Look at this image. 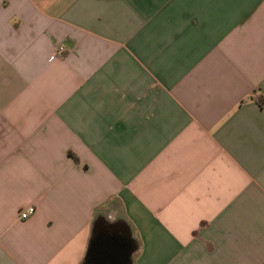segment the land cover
Listing matches in <instances>:
<instances>
[{"label":"crops","instance_id":"1","mask_svg":"<svg viewBox=\"0 0 264 264\" xmlns=\"http://www.w3.org/2000/svg\"><path fill=\"white\" fill-rule=\"evenodd\" d=\"M95 238L264 264V0H0V264Z\"/></svg>","mask_w":264,"mask_h":264},{"label":"water","instance_id":"2","mask_svg":"<svg viewBox=\"0 0 264 264\" xmlns=\"http://www.w3.org/2000/svg\"><path fill=\"white\" fill-rule=\"evenodd\" d=\"M131 254L124 238H95L85 264H131Z\"/></svg>","mask_w":264,"mask_h":264},{"label":"built area","instance_id":"3","mask_svg":"<svg viewBox=\"0 0 264 264\" xmlns=\"http://www.w3.org/2000/svg\"><path fill=\"white\" fill-rule=\"evenodd\" d=\"M65 51L64 47H59L58 54L61 55ZM36 213L35 207H30L27 210H24L20 213V219L21 220H28Z\"/></svg>","mask_w":264,"mask_h":264},{"label":"trees","instance_id":"4","mask_svg":"<svg viewBox=\"0 0 264 264\" xmlns=\"http://www.w3.org/2000/svg\"><path fill=\"white\" fill-rule=\"evenodd\" d=\"M74 159H75L77 162L79 161L77 157H74Z\"/></svg>","mask_w":264,"mask_h":264}]
</instances>
